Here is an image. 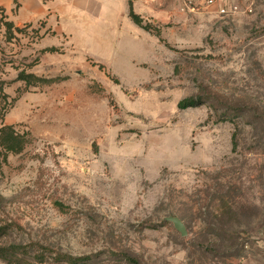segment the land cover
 I'll list each match as a JSON object with an SVG mask.
<instances>
[{
    "label": "rangeland",
    "instance_id": "rangeland-1",
    "mask_svg": "<svg viewBox=\"0 0 264 264\" xmlns=\"http://www.w3.org/2000/svg\"><path fill=\"white\" fill-rule=\"evenodd\" d=\"M133 1L152 31L128 10L115 26L76 17L81 29L53 16L12 40L0 26V128L28 139L0 155V247L264 264V0ZM21 72L54 83L27 88ZM189 97L203 104L180 109Z\"/></svg>",
    "mask_w": 264,
    "mask_h": 264
},
{
    "label": "trees",
    "instance_id": "trees-1",
    "mask_svg": "<svg viewBox=\"0 0 264 264\" xmlns=\"http://www.w3.org/2000/svg\"><path fill=\"white\" fill-rule=\"evenodd\" d=\"M14 2L19 5L18 0H14ZM129 17L137 26L148 32L152 31L151 25L149 23H145L143 18L135 12L133 0L129 1ZM0 26L5 29V35L11 40L15 37L16 33H23L24 28L30 27V25H28L23 28H17L13 22L7 21L4 16L0 18ZM157 36H160L159 31ZM44 52L54 53L58 52V49L46 48ZM17 79L18 81L24 82L27 88L50 86L52 83H54L51 78L38 77L34 74H28L25 72H21ZM7 99L8 96L4 92V84L0 83V104L4 103V105H6ZM18 99L19 97L13 100L14 104ZM202 104V98L189 97L182 100L178 106L180 109L185 110L189 108H196ZM236 137L237 135L234 136V149L237 147V143L235 142ZM27 145L28 139L26 138V135L17 133L13 126L5 125L0 128V155H3L4 158H7V155L9 154H21ZM56 205L58 208L63 209L62 204L56 203ZM18 227L20 228L19 225ZM28 254H34V257L29 258L27 256ZM91 259L92 258L90 256H74L66 253L54 252L50 247L42 245L41 243H31L26 247L16 245L0 247V261L4 262L5 264H28L32 261L45 263L48 260H52L55 263L86 264ZM125 259L130 264H140L137 259L129 255H125Z\"/></svg>",
    "mask_w": 264,
    "mask_h": 264
},
{
    "label": "crops",
    "instance_id": "crops-1",
    "mask_svg": "<svg viewBox=\"0 0 264 264\" xmlns=\"http://www.w3.org/2000/svg\"><path fill=\"white\" fill-rule=\"evenodd\" d=\"M129 1L127 0L128 8H126L125 0H18L19 5L14 0H0V18L4 16L7 21L13 22L17 28H23L16 25L23 21L32 26L31 23H38L45 19L40 24L45 23V28L49 31L51 29L48 25L52 26L53 16L60 18L69 16L63 27L76 29V17L81 19L88 17L92 22L98 19L103 23V17L107 15L111 19L108 21L115 26L118 16H123L126 10L129 11ZM23 24L24 22L21 23V25Z\"/></svg>",
    "mask_w": 264,
    "mask_h": 264
},
{
    "label": "water",
    "instance_id": "water-1",
    "mask_svg": "<svg viewBox=\"0 0 264 264\" xmlns=\"http://www.w3.org/2000/svg\"><path fill=\"white\" fill-rule=\"evenodd\" d=\"M165 220L167 222H171L174 228L181 234V236L185 237L188 235L186 226L181 218L177 216H169V217H166Z\"/></svg>",
    "mask_w": 264,
    "mask_h": 264
},
{
    "label": "built area",
    "instance_id": "built-area-1",
    "mask_svg": "<svg viewBox=\"0 0 264 264\" xmlns=\"http://www.w3.org/2000/svg\"><path fill=\"white\" fill-rule=\"evenodd\" d=\"M214 2H215L214 0H208L207 4L212 6L214 4ZM247 9H249L251 11V5H247ZM220 12H221V14L227 13L226 9H224V8H221Z\"/></svg>",
    "mask_w": 264,
    "mask_h": 264
}]
</instances>
